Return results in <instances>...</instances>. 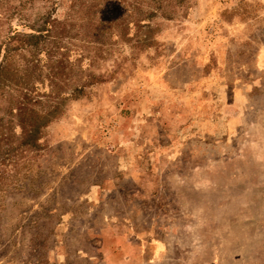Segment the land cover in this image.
<instances>
[{
  "label": "rangeland",
  "instance_id": "obj_1",
  "mask_svg": "<svg viewBox=\"0 0 264 264\" xmlns=\"http://www.w3.org/2000/svg\"><path fill=\"white\" fill-rule=\"evenodd\" d=\"M0 264H264V0H0Z\"/></svg>",
  "mask_w": 264,
  "mask_h": 264
},
{
  "label": "trees",
  "instance_id": "obj_2",
  "mask_svg": "<svg viewBox=\"0 0 264 264\" xmlns=\"http://www.w3.org/2000/svg\"><path fill=\"white\" fill-rule=\"evenodd\" d=\"M50 117H51V116H48V117H47V119H46V124L51 120ZM38 127H39V126H37V124L34 125V128H36L35 130H37Z\"/></svg>",
  "mask_w": 264,
  "mask_h": 264
}]
</instances>
